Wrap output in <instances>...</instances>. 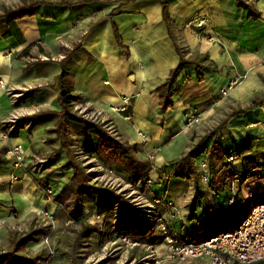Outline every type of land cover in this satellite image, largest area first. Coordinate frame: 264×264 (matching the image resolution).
<instances>
[{"label": "crops", "instance_id": "0c3cea01", "mask_svg": "<svg viewBox=\"0 0 264 264\" xmlns=\"http://www.w3.org/2000/svg\"><path fill=\"white\" fill-rule=\"evenodd\" d=\"M165 2L170 26L163 16ZM33 4V16L0 19V82L17 89L46 87L27 92L23 106L45 114L30 118L17 139L4 140L0 128V220L10 225L15 218L60 212L44 190L60 182L56 178L66 171L58 168L42 179L23 175L14 180L20 172L13 170L6 150L28 144L27 157L47 152L45 137L61 111L58 79L63 71L64 87L76 98L73 105L102 110L123 143L136 146L137 157L150 163L147 178L153 196H163L153 187L176 177L178 163L213 133L208 149L213 142L216 148L198 159L210 166V191L224 182L229 207L264 198V0H35ZM28 48L29 55L21 56ZM182 58L188 63L172 86V106L165 108L158 90ZM257 99L260 104L251 107ZM14 110L7 91L0 90V125ZM187 113L202 116L204 123L185 129ZM246 144L258 165L253 171L240 157ZM230 156L235 158L231 164ZM61 164L63 157L57 163ZM63 188L61 184L55 191ZM209 193L211 205H197L196 210L201 208L212 219L223 213L217 202L220 195ZM191 203L184 206L188 214H173L170 219L179 217L186 225ZM166 212L164 208L161 215Z\"/></svg>", "mask_w": 264, "mask_h": 264}, {"label": "rangeland", "instance_id": "374dc122", "mask_svg": "<svg viewBox=\"0 0 264 264\" xmlns=\"http://www.w3.org/2000/svg\"><path fill=\"white\" fill-rule=\"evenodd\" d=\"M34 1L17 0L13 6L9 7L3 1H0V16L3 15L5 9H19L33 4ZM9 88L15 89L13 92L15 95L9 97L15 106L12 114L18 117L15 120V124H9L6 129L11 130L12 127H15L8 140L11 141L13 138L17 139L20 132L28 128V120L30 118H37L45 114L42 110L39 111L23 106V101L27 97L28 91L33 92L35 89H46V87L42 85L40 87L28 85L24 89ZM80 106L82 105H73L72 113L82 118V115L77 110V107ZM60 112L55 114L56 123L54 127L48 130L47 134L50 136L45 137L46 143L44 145L47 147V152L44 156L33 158L25 156L27 160H30L28 170H35V173L42 179L44 175L52 174L53 170L58 168L63 170L62 167L70 160L77 166L80 175L87 179V185L104 193V196L101 198L102 204L98 203L97 197L93 195L83 198L82 210L85 214H91V217L85 223V227L74 223L69 224L70 220L68 216L62 212L59 206L60 212L55 215L53 223L48 226L42 224L38 215L25 220L15 218L13 224H6L0 229V254H4L9 250L10 241L14 237L16 240L19 236L41 230L45 234L40 236L36 242L28 244L26 248V254L31 258L37 259L38 264H206L201 261L171 260L167 251L166 236L152 223L153 212L158 217L169 222L172 228H170L171 231L173 230L182 238L193 237L199 241L208 240L212 236L222 235L221 229L218 228L221 225L215 219H210L201 208H198L195 213L196 219L188 221L186 225L180 222L179 217L170 219L173 214H188V209L184 206L185 204L188 206L197 191L202 194L199 205L203 208H208L211 205V201L208 199L209 192L215 197L220 195L217 198V202L219 203L221 212L228 216L225 219V223L230 225L231 228L236 229L248 217L247 210L251 202L238 201L235 207H229L225 204L224 193H228V189L224 182L220 189L213 188L210 191L209 186L203 185L200 175H197L192 180L174 177L170 182L165 181L161 185L154 186V192L163 195L158 197H164V201L161 199L157 205L154 199L155 196L152 195L149 189L151 185H147V181L149 180L147 177L150 174V163H144L137 157L138 148L136 155L137 167L135 168L141 177H143V180L141 183L133 184L128 180L130 174L126 170L123 171L121 166H111L107 163H116L117 159L106 157L104 154H99L93 158L86 156L85 151L89 147H86L83 143L92 138L81 135L84 134L82 129L69 125L65 133L66 138H59V134L55 130H57V124L62 117ZM9 118L6 121H9ZM97 126L111 138L123 143L115 125V131L112 133L107 131L103 125L98 124ZM22 146L25 152L28 144ZM61 157H63L64 164L58 166L57 163H59ZM102 158H106L107 162L104 161L108 166L103 164ZM145 160L149 161L148 157ZM204 161L206 160L204 159ZM198 162H201V160H198ZM63 171H66L65 174L56 178L60 182H53L51 184L50 188L52 190H56L61 184L65 186L72 177L73 172L71 170ZM262 173L264 174V169ZM45 178L47 179L48 176ZM249 178H253V174ZM228 188L231 189V183ZM132 191L137 193H133ZM263 199L255 198L254 202H252L253 206L264 203ZM184 200L186 203H184ZM168 203H171L172 207H169ZM143 205L146 207H143ZM149 206H154V209ZM91 208L93 209L91 210ZM164 208L167 212L162 216ZM211 227H215V230L212 232L209 231ZM85 228H93L97 233L89 239L87 237L88 231ZM119 229L123 230L120 233H127V235H120L118 233ZM128 229L130 230L127 231ZM231 232L233 230H228L225 233ZM45 240H47V243L44 244Z\"/></svg>", "mask_w": 264, "mask_h": 264}, {"label": "trees", "instance_id": "16d2710c", "mask_svg": "<svg viewBox=\"0 0 264 264\" xmlns=\"http://www.w3.org/2000/svg\"><path fill=\"white\" fill-rule=\"evenodd\" d=\"M35 5L36 4H30L28 6H23L22 8L15 10L5 9L3 15L0 16V19H6L10 21V20H17L24 17L33 16L34 14L33 9ZM250 15H252V12H250ZM163 16L165 22H167V24L170 26V22L168 20L166 2L163 3ZM30 49L31 48L26 49L21 56L23 57L28 56ZM177 50L179 49L177 48ZM187 63L188 62L184 60V58H182L179 67L173 72H171L170 77L167 79L165 84L161 88H159L158 92L161 94V104L163 107L170 108L172 106V86L175 83L181 69ZM198 67L200 68V66ZM66 76H67L66 71H63L62 75L58 79V83L61 85L60 86L61 92L58 97V103L59 106L61 107L60 113L62 114V117L57 124V130H55V132L59 134L58 137L66 138L65 133L67 132V128L69 125H74L75 127L82 129L84 133L82 135H86L92 138L91 140L83 143L86 147H89V149L85 151L87 157L93 158L99 154H104L106 155V157H113L114 159L118 160L116 161V163L107 162V160H105L106 158L105 159L102 158L103 164L105 166H108L107 163H109V165L111 166L112 165L116 167L121 166L123 168V171L126 170L130 174L128 180L131 181V183L133 184L140 183L143 180V177H141L140 173L135 168L137 167V160H136L137 147L130 146L127 143L118 142L117 140L108 136L106 132H104L99 126L91 122H88L80 117H77V115L73 114L72 107H73V103H75L76 101V98L71 94V92L66 87H64L63 80L65 79ZM259 104L260 103L258 102L257 99L251 104V107L258 106ZM213 136H215V134L212 133L204 137L191 150V152L178 163L180 167L177 170L176 177L186 180H192L193 178L197 177V175H199L198 172L199 163L198 164L196 163L202 155L205 154L208 156L211 153L210 150L216 148V142H213L211 145V149H208L209 141L212 139ZM239 153L247 169H249L250 171L257 169L258 165L256 164L254 157L249 156L252 153V147L250 144H246L242 146ZM62 169L71 170L73 172V175L69 179L68 183L64 186V188L59 191L58 196L54 199V203L61 208L62 212H64V214L68 216L69 220L72 223L85 227V223L91 217V214H85L83 212L82 210L83 198L89 195H93L97 197L98 203L102 204L101 198L104 196L103 195L104 193L101 190H97L96 188L87 185V179L84 176L80 175L79 169L70 160L62 167ZM211 183H212V179L210 177V183L206 186L211 187ZM201 198H202V194L199 191H197L191 203L190 221L196 219V214H195L197 211L196 206L199 205ZM254 200L255 199L252 198V200L250 201L251 205L247 210V214L251 213L254 207L252 203L254 202ZM226 218H228V216L224 214L220 215L219 217H213V219H215V221L221 225L218 228L221 229L222 234H225V232L228 230L235 231L238 228V227L236 229L231 228L230 225L226 224L225 223ZM85 229L88 231V233L87 232L86 233L89 239H91L93 235L97 233V231L93 230V228H85ZM129 230L130 229H128L127 231ZM214 230L215 227H211L209 229L210 232ZM223 230L225 231L223 232ZM118 231L120 235H127V233L125 234L120 233L123 230L119 229ZM44 234H45L44 231L40 230L19 236V238H17L16 240L14 237V239L10 241L9 250L4 254H0V264H38L37 259L31 258L26 254V248L28 244L32 242H36L39 239V237L43 236ZM178 236L181 237L180 235ZM213 237L215 236H212L211 238ZM186 239H193L199 241L198 239H195L193 237H189Z\"/></svg>", "mask_w": 264, "mask_h": 264}, {"label": "built area", "instance_id": "2783aa9c", "mask_svg": "<svg viewBox=\"0 0 264 264\" xmlns=\"http://www.w3.org/2000/svg\"><path fill=\"white\" fill-rule=\"evenodd\" d=\"M15 2H17V0L4 1L7 7L13 6ZM198 27H202V24L200 23ZM43 59L47 60L45 57H43ZM0 90H6L8 96L15 95L13 94L15 89H10L2 82H0ZM222 95H227V92L223 90ZM77 110L82 115L83 119L97 125H103L110 133L115 131L113 122L102 110L87 105L77 107ZM113 111L117 112V110ZM17 119L18 117L15 116V114H11L9 121H3L1 123L0 128L4 140L8 141L12 131L15 129V127H12L11 130H6L7 126L9 124H15V120ZM125 120H129V118L125 117ZM203 123L204 120L202 116H196L192 113H187L184 116L185 129H191L195 126L202 125ZM139 136L144 139L142 134H139ZM6 156L12 162L13 170L15 172H20L15 173L12 179L17 180L23 175L30 177L37 175L35 170H28L30 160L25 158V152L21 144L11 145L7 149ZM234 160L235 158L230 156L228 158V163L231 164ZM198 172L202 183L208 185L211 177L209 164L205 161L200 162L198 164ZM147 185H152L150 179L147 181ZM44 194L46 197L54 201L59 194V190L55 191L48 188L44 190ZM154 199L156 200L155 203L157 205L160 203L159 201L161 199L164 201V198L158 196ZM230 203H234V197ZM167 205L170 207L171 203H168ZM143 207L146 206L143 205ZM150 208L154 209V206H151ZM152 215H154L151 218L152 223H154L153 225H155L158 230L166 236L167 251L171 260L201 261L206 264H264V203L255 205L248 217L235 231L215 236L206 241L183 239L171 231L167 222L163 218L158 217L155 212H153ZM38 216L44 226L50 225L55 219V215L48 211H42ZM69 224H72V222L70 221ZM5 225V221L0 220V229ZM45 243H47V240H45L44 244Z\"/></svg>", "mask_w": 264, "mask_h": 264}]
</instances>
